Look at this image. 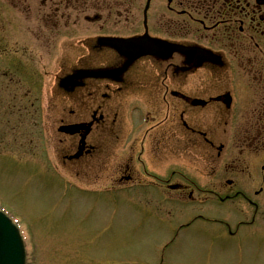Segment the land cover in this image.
<instances>
[{
    "label": "flooded vegetation",
    "instance_id": "obj_1",
    "mask_svg": "<svg viewBox=\"0 0 264 264\" xmlns=\"http://www.w3.org/2000/svg\"><path fill=\"white\" fill-rule=\"evenodd\" d=\"M0 1V52L3 64L14 62L16 87L0 102V149H37L39 100L29 109L21 95L42 72L48 141L71 171L159 211L199 200L221 201L230 213L251 209L254 219L264 211V0H160L142 27L137 0ZM145 33L162 41V58L129 65L100 43ZM61 40L62 74L127 68L118 78L91 76L58 89ZM177 46L188 54H168ZM70 125L84 130L55 134ZM242 219L240 228H264Z\"/></svg>",
    "mask_w": 264,
    "mask_h": 264
},
{
    "label": "rangeland",
    "instance_id": "obj_2",
    "mask_svg": "<svg viewBox=\"0 0 264 264\" xmlns=\"http://www.w3.org/2000/svg\"><path fill=\"white\" fill-rule=\"evenodd\" d=\"M137 1L135 10L141 11L146 0ZM42 149L32 158L0 164V208L29 235L38 258L34 264H264V229L236 230L226 206L206 204L186 212L174 204L159 211L124 198L80 195L51 177ZM22 165H32V171ZM199 216L233 228L198 220L180 231L178 223Z\"/></svg>",
    "mask_w": 264,
    "mask_h": 264
},
{
    "label": "water",
    "instance_id": "obj_3",
    "mask_svg": "<svg viewBox=\"0 0 264 264\" xmlns=\"http://www.w3.org/2000/svg\"><path fill=\"white\" fill-rule=\"evenodd\" d=\"M135 47L140 54H143V50L147 46L138 44L131 45ZM121 47V46H120ZM130 50V49H129ZM153 47L147 49V54H153ZM152 52V53H149ZM137 55V56H139ZM0 264H25V256L23 244L19 238V235L10 222L0 214Z\"/></svg>",
    "mask_w": 264,
    "mask_h": 264
}]
</instances>
